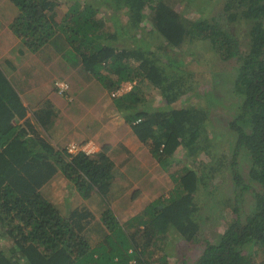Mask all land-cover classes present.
Instances as JSON below:
<instances>
[{
	"label": "trees",
	"instance_id": "16d2710c",
	"mask_svg": "<svg viewBox=\"0 0 264 264\" xmlns=\"http://www.w3.org/2000/svg\"><path fill=\"white\" fill-rule=\"evenodd\" d=\"M6 1L9 9L0 7V25L8 23L9 32L23 43L21 52L37 54L52 48L64 49L61 51L69 56L67 45H81L85 51L81 52L80 67L87 75L99 80L107 75L116 77L105 88L113 90L123 81L133 82V89L115 101L125 99L118 104L124 120L162 165L171 162L167 159L179 147L189 152L203 149L209 155L200 139L212 113L224 120L225 133L233 144H229L231 138L225 143L230 155L218 159L216 167H184L178 177L171 175L175 184L169 195L145 208L141 240L123 229L110 207L112 193L118 189L114 184L119 174L115 166L119 148L104 144L91 155L83 151L71 155L54 147L40 133L49 129L54 118L51 101L43 100L35 110L24 105V80L19 81L21 87L14 81L16 60L0 56V264H156L153 246L159 234L174 231L188 242L204 231L192 195L199 186L208 184L212 209L226 208L231 217L221 221L222 231L199 233V254L184 264H264V0H224L214 14L195 20L175 8L184 0H103L105 11L100 1L86 0L82 7L74 5L61 21L54 17L53 0H9L16 8ZM98 13L117 28L104 30ZM143 29L156 32L170 48H181L185 40H209L218 60L228 65L233 62L220 68L227 72L228 84H216L213 77L218 68L206 62L204 54L195 55L193 64L180 73H169L167 65L172 60L159 59L157 46L140 40L134 45L122 44L123 39L116 43L133 30L144 34ZM18 55L23 54L18 51ZM203 63L210 72L205 96L215 89L221 94L215 98L208 94L211 102L203 99L204 106L174 104L190 93L193 73L201 72ZM6 64L10 70L4 68ZM175 70H181L179 65ZM147 84L158 90L164 105L144 106L137 111L138 93ZM138 117L140 120L134 122ZM85 133L92 136L94 131ZM244 159L245 166L241 163ZM217 170L228 175L230 192L225 200L219 199L224 184L217 189L210 183ZM58 173L66 178L69 191L85 199L96 193L107 203L96 227L90 225L94 215L86 204L68 209L66 215L41 191ZM245 201L249 202L246 207ZM87 225L89 232L95 228L101 232L100 240L90 241ZM252 246L262 250L258 261L256 250L247 252L246 247Z\"/></svg>",
	"mask_w": 264,
	"mask_h": 264
},
{
	"label": "rangeland",
	"instance_id": "374dc122",
	"mask_svg": "<svg viewBox=\"0 0 264 264\" xmlns=\"http://www.w3.org/2000/svg\"><path fill=\"white\" fill-rule=\"evenodd\" d=\"M53 1L56 3L53 10L54 17L56 21H61L66 15L67 17L70 15V11L74 5L78 4V7H82L86 0ZM98 1L103 4V10H107V7H105L103 3L104 1ZM186 1L187 0L176 3L175 8L182 12L189 20H195L200 17L203 18L214 14L216 10L221 8L224 2V0ZM11 4L14 6L13 3ZM7 5L8 2L6 0H0V7L3 11L9 9ZM9 17L11 18V15H9ZM96 17L102 19L99 13ZM7 25L8 23L0 25V56L2 59H4L5 55L15 58L17 66L15 73H17V76H14V81L21 87L19 81L24 80L23 83H25V86H23L21 96L26 106L35 110L42 105L43 100L47 99L51 101L54 109V118L51 120L49 129L46 131L42 129L40 133L54 147L65 150L68 142L80 141V137L75 138L73 133L74 128L77 126H79L83 132L90 130L94 131L100 122H104L106 125L110 124L115 127L125 125L129 131H132L131 127L123 123L124 119L120 107H118V104L122 105L125 99L116 102V96L114 97L112 94L117 90H109L108 87H104L105 84L111 83L116 77L107 75L108 78L99 80L93 76L87 75L80 67L82 61L81 52L85 51L81 45H67L66 48L70 50L69 56L67 55L68 53L64 52V54L62 52L64 49L55 51L52 48H43L37 54H33L34 52L28 53L26 50L21 52L22 49H25L22 46L23 43L19 42L18 39L16 40L12 32H9ZM102 25L104 30L107 29V32L114 31L118 26L111 20L104 21L103 19ZM245 27L247 29V26ZM117 31L121 33L120 29H117ZM135 31H130L126 36L119 37L116 43L119 45L121 39H123L124 41L121 42L122 44L127 45L131 43L134 45V43L140 40L149 43L151 46H157L159 48V59L163 62H167L168 59L172 60V62H169L171 65H167L169 73H180V71L184 70L186 67L189 68L193 64L195 55L199 56L204 54L208 58L206 62H210L214 65V68H218L217 73L213 77L216 84L220 86L228 84L229 80L226 77L227 72H223L220 68H222L223 65L230 67L233 65V62L228 65L218 60L209 40L196 41L195 39L192 42L185 40L181 48H170L171 46H168L165 40L154 31L143 29L144 34ZM18 51L23 55H18ZM28 56L33 57L31 58ZM176 65H179L181 69L179 72L175 70ZM4 68L10 70L7 64L4 65ZM200 69L203 70L193 73L192 78L194 79L190 93L174 104L191 102L194 105L204 106L206 103L203 99H207L208 102H211V98L208 97V94L210 97L214 98L221 94L219 89H215L205 96L203 91L206 89L205 84L210 81V72L208 71L209 68L207 63H203L199 66V70ZM101 72L105 75L104 73H107L106 68H101ZM63 82L68 84V89L66 92L63 91L61 93L58 88H56V83L62 85ZM132 84L133 82L123 81L119 84L120 90L124 87L125 91H130ZM137 91H140V89ZM123 93L124 91H121L119 95ZM138 97L140 100L137 101V105H134V109L137 111H141L144 106L164 105V99L159 94L158 90L148 84L143 88L142 92L138 93ZM229 98V96H226V100H229ZM216 107L220 108L221 105H216ZM212 114L208 115L209 123L200 139V143L205 145L204 149L210 152L209 155L203 151V149L189 152L179 147V149L174 152L173 156L167 159L171 160V162L167 165H162L152 155L149 147L145 145V143H142L133 133L135 138L130 141L129 152L131 158L134 156L132 162H136L139 167L142 165L140 173L137 175V178H139L137 179L138 182L134 183L129 181L131 180L130 178H132V170L135 171L136 168L132 169L129 161H124L122 166L118 168L120 170L114 184L118 189L112 193L113 198L110 200V207L127 233L132 232L136 237L143 240V227H145V225L141 224V221L143 218H146L143 216L145 208L150 202L169 195L175 184L171 175L178 177L184 167H216L218 165V159L221 158L224 160L229 157V151L225 148L228 147L227 145L233 144L232 137L228 136V133H225L227 129L224 126V120L220 119L218 116H212ZM87 125L90 126V129H86ZM56 129L58 132L57 134L54 133ZM103 129L106 130L105 127H103ZM112 130L113 129L109 130L108 133ZM66 131H69V135L65 138V135L62 136L61 134ZM87 138L88 137L85 138L86 140L83 139L81 141H88ZM230 138V143L226 145L225 143H228ZM241 163L245 166V159L242 160ZM245 168L246 167H243L242 170ZM242 170H240L241 175ZM122 171L123 173L120 175ZM222 172L224 171L217 170L210 183L216 186L217 189H219L222 183L224 184L220 192L221 194L219 193V199L225 200L226 196L229 195L230 186L229 182H227L228 175H223ZM242 176H244V174ZM119 184H121V188ZM209 189L210 184L199 186L198 190L192 195L193 203H195L197 208L196 217L199 222L203 223L202 229L204 231H199L197 233L198 237H195L196 240L188 242L178 237L174 231H170L165 236L159 234L154 241L156 246H153L154 257H157L158 260L156 264L190 263L199 254V247L202 244L200 235H204V233H209V235H211L214 232L222 231L221 221L230 219L231 216L226 208H218L217 210L212 209L213 198L208 191ZM43 190L45 195L59 206L60 211L66 215L69 212L68 209H74L79 206L82 207L83 203L86 204L89 208L88 211L94 215V218H90V225L96 227V225L99 224V217L107 203L98 194L94 193L93 197L85 199L77 192L73 193L72 190L69 191V184L61 173L56 174L52 183H47ZM70 192L71 197H66L67 193ZM134 192L136 194L134 198H132ZM244 197L247 199L249 193ZM248 203L249 202L245 201L243 206L246 207ZM210 219H213V224H210L211 222L209 223ZM95 229L89 232V225L86 227L87 236H89L91 242L100 240L102 236L101 232H97ZM256 248L255 246L246 247L248 253H255L254 250L257 251L255 260L258 261L260 260L258 253H261L260 255L263 254L261 249ZM144 254H146L145 251Z\"/></svg>",
	"mask_w": 264,
	"mask_h": 264
},
{
	"label": "crops",
	"instance_id": "0c3cea01",
	"mask_svg": "<svg viewBox=\"0 0 264 264\" xmlns=\"http://www.w3.org/2000/svg\"><path fill=\"white\" fill-rule=\"evenodd\" d=\"M24 105H26V104L24 103ZM120 111H121V109H120ZM121 113H122V111H121ZM122 117H123V115H122ZM123 123L124 124L126 123L129 127H131L130 123H128L127 121L123 120ZM88 127H90V126L87 125L86 129ZM103 127H105L106 130H104ZM117 128H119V129H117ZM111 129H113V130L108 133V131ZM54 133H56V134L58 133L57 129ZM73 133H74L75 138L80 137V141L85 139L86 137L93 139L92 142H93V145H95L96 151L99 149V147H101L104 144L105 145L109 144L112 147L117 146V148H119V152L117 153L118 155H116V165L115 166L117 168H120L122 166L123 162L128 160L129 163L131 164V168L132 169L136 168L135 171L132 170V172H131L132 178H130L131 180H129V181L134 182V183L138 182L137 179H139V178H137V175H138V173H140L142 165L139 167L136 162L135 163L132 162V158L134 156L131 158V154L129 152L130 151V148H129L130 145L129 144H130V141H132L133 138H135V137H134L133 132L131 130L129 131V129H127L125 127V125L115 127L114 125H110V124L106 125L104 122H100L98 124L97 128L94 130V133L92 134V136H87V134L85 132H83L79 126L74 128ZM61 135L62 136L65 135V138H66L69 135V131L63 132ZM121 147L128 149V151L121 150L120 149ZM110 151H111V149H110ZM122 173H123V171L121 172L120 175H122ZM134 180H136V181H134ZM69 188H70V186H69ZM43 189H44V186L41 188V191H44Z\"/></svg>",
	"mask_w": 264,
	"mask_h": 264
},
{
	"label": "clouds",
	"instance_id": "9594fccd",
	"mask_svg": "<svg viewBox=\"0 0 264 264\" xmlns=\"http://www.w3.org/2000/svg\"><path fill=\"white\" fill-rule=\"evenodd\" d=\"M56 86L58 87V90L62 93L63 91H66V89L68 88V84L66 83V82H63V84L62 85H59L58 83H56ZM133 86V85H132ZM131 86V90H132V87ZM113 90H117L115 93H113L112 95L115 97H120L121 95H123V94H125V93H129L130 91H125V89H124V87H122V89L120 90V87H117V88H115V89H113ZM121 91H124V93L123 94H121V95H119V93L121 92ZM118 96H117V95ZM140 120V117H138L134 122H138ZM46 131V130H45ZM88 139V141H70V142H68V144H67V146L65 147V150H66V152H68L69 154H71V155H73V154H75V153H77V152H79V151H83L84 153H86V154H88V155H91L92 153H95V152H97L96 151V149H95V145H93V142H92V140L93 139H91V138H87ZM72 143H74V144H76L77 146H78V150H76L75 152H69L68 151V147L72 144ZM85 145H87L89 148H90V151L89 152H86V150H84V149H82V147L83 146H85ZM46 185V184H45ZM44 185V186H45Z\"/></svg>",
	"mask_w": 264,
	"mask_h": 264
},
{
	"label": "built area",
	"instance_id": "2783aa9c",
	"mask_svg": "<svg viewBox=\"0 0 264 264\" xmlns=\"http://www.w3.org/2000/svg\"><path fill=\"white\" fill-rule=\"evenodd\" d=\"M82 149L86 150V152H89V151H90V148H89L87 145L83 146ZM76 150H78V146H77L76 144H74V143H72V144L68 147V151H69V152H72V153H73V152H75Z\"/></svg>",
	"mask_w": 264,
	"mask_h": 264
}]
</instances>
